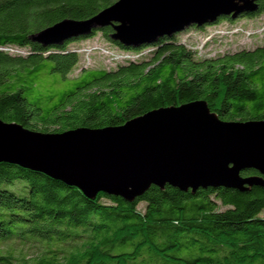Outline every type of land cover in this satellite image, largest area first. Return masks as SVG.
I'll return each mask as SVG.
<instances>
[{
	"label": "trees",
	"instance_id": "16d2710c",
	"mask_svg": "<svg viewBox=\"0 0 264 264\" xmlns=\"http://www.w3.org/2000/svg\"><path fill=\"white\" fill-rule=\"evenodd\" d=\"M115 1L0 0V119L56 133L119 126L195 100L225 121L264 119V41L200 58L175 38L231 24L230 16L140 47L114 40L113 22L59 43L29 38L63 19L86 21ZM255 4L239 17L264 15V0ZM98 34L120 55L138 56L112 53L111 69L83 65L87 51L78 48ZM263 212L264 185L194 192L152 185L131 202L103 192L90 199L42 172L0 162V243L39 248L30 264H264ZM0 264H12L11 257L0 253Z\"/></svg>",
	"mask_w": 264,
	"mask_h": 264
},
{
	"label": "water",
	"instance_id": "95a60500",
	"mask_svg": "<svg viewBox=\"0 0 264 264\" xmlns=\"http://www.w3.org/2000/svg\"><path fill=\"white\" fill-rule=\"evenodd\" d=\"M255 9V0H117L86 21L63 19L29 38L59 43L113 22L114 40L140 47ZM0 162L42 172L90 199L103 192L131 202L152 185L244 189L264 185V119L225 121L204 100L153 109L119 126L56 133L0 119ZM249 168L258 175L242 176Z\"/></svg>",
	"mask_w": 264,
	"mask_h": 264
},
{
	"label": "rangeland",
	"instance_id": "374dc122",
	"mask_svg": "<svg viewBox=\"0 0 264 264\" xmlns=\"http://www.w3.org/2000/svg\"><path fill=\"white\" fill-rule=\"evenodd\" d=\"M232 20L231 24L222 22L219 25L212 24L206 26L205 29H188L175 36V38L180 43L186 44V47L191 45V48L197 51V56L200 58L216 57L227 51L231 52L242 48L251 49L264 41V15L257 16L256 18L237 16ZM213 38L215 41H212ZM84 39L85 37H80L73 39V41L77 43ZM102 44L111 48L108 50L99 48L101 46L104 47ZM117 48V46L108 43V41L98 34L93 39L88 40L85 45L79 46L78 50L80 52L87 51L85 54H82L84 59L82 61L83 65L105 67L104 64H106L105 68L111 69L116 66L115 62L110 61L113 56L112 53L116 54V59L128 56L127 53L120 55L123 52ZM136 55L133 54V56ZM78 70V67H76L71 75L76 74ZM260 215L264 216V212ZM38 250L39 248L36 246L21 245L14 240L0 243V253L11 257L12 264H30L36 257Z\"/></svg>",
	"mask_w": 264,
	"mask_h": 264
},
{
	"label": "bare ground",
	"instance_id": "6f19581e",
	"mask_svg": "<svg viewBox=\"0 0 264 264\" xmlns=\"http://www.w3.org/2000/svg\"><path fill=\"white\" fill-rule=\"evenodd\" d=\"M113 55V54H112ZM138 55H136V56H133V54H131V55H128V56H123V57H130V58H135V57H137ZM123 57L122 58H119V59H117V60H120V59H123ZM115 59V55L114 56H112V58H111V60L110 61H113ZM109 61V62H110Z\"/></svg>",
	"mask_w": 264,
	"mask_h": 264
},
{
	"label": "built area",
	"instance_id": "2783aa9c",
	"mask_svg": "<svg viewBox=\"0 0 264 264\" xmlns=\"http://www.w3.org/2000/svg\"><path fill=\"white\" fill-rule=\"evenodd\" d=\"M105 50H106V49H105ZM124 58H128V57H123V59H124ZM129 59H131V60H132V58H129Z\"/></svg>",
	"mask_w": 264,
	"mask_h": 264
}]
</instances>
